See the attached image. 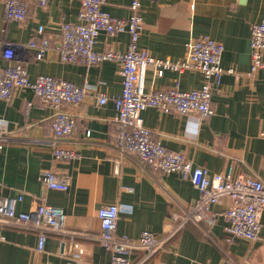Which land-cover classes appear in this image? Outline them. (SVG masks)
I'll use <instances>...</instances> for the list:
<instances>
[{
    "label": "crops",
    "instance_id": "obj_1",
    "mask_svg": "<svg viewBox=\"0 0 264 264\" xmlns=\"http://www.w3.org/2000/svg\"><path fill=\"white\" fill-rule=\"evenodd\" d=\"M130 2L105 0L103 9L125 18L130 14ZM80 7L81 0H50L46 5L29 0L26 18L17 21L5 19L0 0V65L7 64L1 43L5 39L17 45V56L31 78L46 74L97 86L82 103L63 105L75 115L76 126L58 141L52 128L53 109L30 88L16 89L9 101L0 99V128L6 136L0 149V198L24 192V200L18 204L22 211L42 202L60 206L67 214V229L78 232L47 233L40 252L37 231L0 224L6 237L0 243V264H111L110 252L97 238L101 231L97 211L102 205L122 206L117 230L137 238L143 230L157 234L169 230L174 216L183 220L199 196L189 180L154 171L136 155L118 148L120 127L113 98L123 88L121 62L85 65L60 60L59 27L78 21ZM142 15L139 46L150 55L184 60L187 42L207 35L225 47L222 66L235 70L226 72L214 89L211 116L149 107L142 112L145 126L167 148L183 152L195 165L212 173L232 168L235 177L256 176L264 181V138L260 135L264 130V68L250 73L252 25L264 21V0H143ZM39 26L44 27L41 33ZM45 37L50 46L38 59L36 49L28 43L33 38L40 43ZM129 40L127 32L102 31L96 49L126 51ZM176 81L181 89H193L201 86L204 76L192 68L166 70L158 76L156 69L149 67L145 89L168 88ZM100 91L109 97L105 104L98 102ZM59 147L75 150L76 157L56 159L54 151ZM47 169L64 178L69 188L44 186L40 175ZM228 205V198L214 205L219 214L214 224L186 220L167 248L144 264H220L225 257L238 264H264V212L259 239L229 240L223 216ZM142 254L134 252L132 263Z\"/></svg>",
    "mask_w": 264,
    "mask_h": 264
},
{
    "label": "built area",
    "instance_id": "obj_2",
    "mask_svg": "<svg viewBox=\"0 0 264 264\" xmlns=\"http://www.w3.org/2000/svg\"><path fill=\"white\" fill-rule=\"evenodd\" d=\"M46 5L50 0H33ZM142 1L131 0L130 14L125 18L113 16L103 9L105 0H81L78 21L64 22L60 27V39L57 46L60 60L85 65L100 64L107 60H116L122 64L123 88L114 96L116 121L119 123L118 148L136 155L154 171L174 173L189 180L198 190L199 196L185 212L183 220L174 216V225L163 234L143 230L139 237L132 238L118 232V220L124 210L119 204L102 205L97 215L101 231L97 235L102 245L111 254V264H133L132 254L142 251V257L135 264H144L151 257L167 248V244L181 230L186 220L206 221L214 224L218 213L214 205L223 199H229L224 212L225 232L229 240L260 238L261 216L264 212V181L256 176H233L230 168L227 172L212 173L208 168L195 165L183 152L167 148L157 139L152 130L144 124L142 112L149 107L180 115L197 113L203 117L214 113L212 94L222 83L226 72H235L234 68L222 66L224 45L210 36L204 35L187 42V56L184 60L156 58L147 50L140 48L139 39L143 29ZM29 0H3L6 20L23 21L28 14ZM193 6V5H192ZM5 31V28L3 29ZM44 30L39 26L38 32ZM102 31L108 34L127 32L130 36L126 51L96 49L98 37ZM2 55L6 65H0V99L9 101L18 88H30L47 106L53 109L52 128L54 140L66 138L75 129L76 117L66 111L64 104L78 105L97 86L78 85L72 81L52 75L39 74L31 78L28 69L17 56V45L5 39L1 41ZM28 46L35 48L37 58L44 56L50 46V40L43 38L38 43L30 40ZM252 63L250 73L264 68V21L254 23L251 32ZM149 67L156 69L162 76L166 70L182 72L186 69H198L204 76V82L198 88L181 89L179 82L168 88L147 91L145 77ZM98 102L105 104L108 95L98 92ZM31 105V102H29ZM1 120V118H0ZM90 134V131H87ZM264 138V130L260 132ZM6 139L0 128V149ZM58 160L76 157V152L68 148H55ZM40 179L47 188L67 190L68 182L52 170H43ZM128 189L132 190L131 187ZM24 200V192L6 195L0 198V224L35 230L38 233V251H43L47 233L77 235L78 232L67 229V214L56 205L42 202L29 211L18 209ZM0 228V243L5 240ZM220 264H238L225 257Z\"/></svg>",
    "mask_w": 264,
    "mask_h": 264
}]
</instances>
